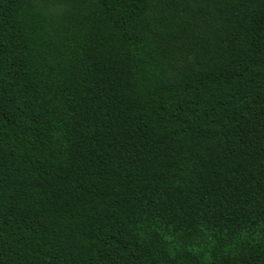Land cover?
Listing matches in <instances>:
<instances>
[{"label":"trees","instance_id":"trees-1","mask_svg":"<svg viewBox=\"0 0 264 264\" xmlns=\"http://www.w3.org/2000/svg\"><path fill=\"white\" fill-rule=\"evenodd\" d=\"M0 264H264V0H0Z\"/></svg>","mask_w":264,"mask_h":264}]
</instances>
